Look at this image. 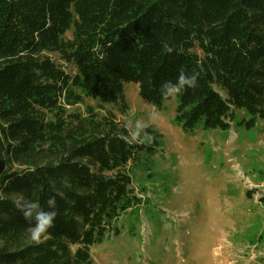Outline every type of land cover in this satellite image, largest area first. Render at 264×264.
Segmentation results:
<instances>
[{
    "label": "trees",
    "instance_id": "16d2710c",
    "mask_svg": "<svg viewBox=\"0 0 264 264\" xmlns=\"http://www.w3.org/2000/svg\"><path fill=\"white\" fill-rule=\"evenodd\" d=\"M181 70L198 74V87L176 97L185 131L230 129L239 109L247 117L237 122L255 127L264 119V0H0V264H96L91 247L120 236L123 214L151 201L127 165L154 155L160 134L149 125L152 139L131 143L112 113L69 108L91 97L126 112L129 82L161 108V85ZM53 196L54 227L36 244L13 201L49 210Z\"/></svg>",
    "mask_w": 264,
    "mask_h": 264
},
{
    "label": "rangeland",
    "instance_id": "374dc122",
    "mask_svg": "<svg viewBox=\"0 0 264 264\" xmlns=\"http://www.w3.org/2000/svg\"><path fill=\"white\" fill-rule=\"evenodd\" d=\"M50 55L74 73L73 65ZM125 93L126 112L91 97L69 108L112 113L130 133L142 119L160 134L154 155L127 165L136 193L150 203L123 214L120 236L91 247L95 263L264 264V119L248 128L237 122L247 117L239 109L230 129L185 131L176 121V98L158 108L144 101L135 82L125 84ZM248 191H255L252 197Z\"/></svg>",
    "mask_w": 264,
    "mask_h": 264
},
{
    "label": "clouds",
    "instance_id": "9594fccd",
    "mask_svg": "<svg viewBox=\"0 0 264 264\" xmlns=\"http://www.w3.org/2000/svg\"><path fill=\"white\" fill-rule=\"evenodd\" d=\"M164 52L171 54L175 51L173 46L167 43L163 46ZM198 87V74L193 72L192 74L186 73L181 70L176 82L166 81L161 85V95L165 98L175 99L177 96L183 94L188 88L195 90ZM149 124L142 119H138L134 122V128L130 133L131 143H144L152 139L151 134L147 132ZM15 208L21 212L24 219L32 224L29 228V239L39 244L46 240L49 235V229L54 227V221L57 217L56 199L50 197L47 201V208L41 206L39 201H31L27 199H18L13 201Z\"/></svg>",
    "mask_w": 264,
    "mask_h": 264
}]
</instances>
